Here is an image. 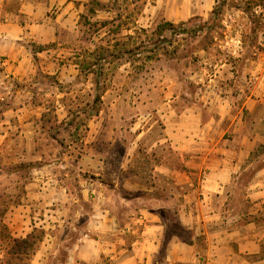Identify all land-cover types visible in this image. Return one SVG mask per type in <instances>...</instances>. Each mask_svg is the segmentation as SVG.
Returning a JSON list of instances; mask_svg holds the SVG:
<instances>
[{"label": "crops", "instance_id": "1", "mask_svg": "<svg viewBox=\"0 0 264 264\" xmlns=\"http://www.w3.org/2000/svg\"><path fill=\"white\" fill-rule=\"evenodd\" d=\"M89 1L0 0V192L20 184L28 193L27 204L11 206L7 222L13 238L26 239L35 229H46L45 223L55 226L47 217L38 223L31 208L35 201L42 208L56 204L58 194L67 192L64 178L69 175L60 168L66 169L64 160L73 152L48 155L41 150L46 142L65 143L83 148L79 157L83 170L90 171L91 164L96 176L83 189L98 191L95 215L87 220L92 236L78 240L72 264H101L107 258L110 264H264V155L257 154L264 145L257 129L263 122L264 88L245 87L238 81L211 93L200 90L182 105L179 95L172 98L164 91L166 98L157 112L174 159L156 166L154 174L168 178L173 201L159 198L155 208H175L176 224L188 232L171 234L166 242L161 211L146 205L142 215L121 219L113 201L121 184L135 188L128 173L110 171L118 142L127 144L126 164L134 156V135L125 141L119 137L123 106L101 105L82 137H76L77 128L72 126L85 110L72 108L68 103L72 91L65 86L94 76L82 73V56L76 50L79 19L87 13ZM49 113L67 134L49 135ZM103 144L112 151L100 148ZM49 158L47 166L39 164ZM21 164H33L25 178L17 175ZM38 248L35 262L46 255L43 244Z\"/></svg>", "mask_w": 264, "mask_h": 264}, {"label": "rangeland", "instance_id": "2", "mask_svg": "<svg viewBox=\"0 0 264 264\" xmlns=\"http://www.w3.org/2000/svg\"><path fill=\"white\" fill-rule=\"evenodd\" d=\"M102 21L109 24L95 25ZM79 23L81 31L76 38V50L82 56V73L93 62L97 64L91 69L95 74L90 81L80 80L65 86L72 91L68 98L72 108L85 110L73 119L76 137L88 134L90 116L101 105L117 102L123 106L119 113V137L125 141L134 135V156L126 164L127 144L118 142L113 146L115 159L110 171L128 173L135 188L130 190V186L121 184L116 190L113 201L118 215L121 219L131 214L140 216L149 205L150 210L161 211L165 217L166 242L174 233L186 236L188 232L176 224L175 208H155L159 198L173 201V188L168 178L155 176L154 169L174 159L173 147L164 140L166 126L159 120L157 110L166 98L164 91L172 98L179 95L182 105L189 103L190 95L195 97L200 90L211 93L215 87L234 86L238 81L245 87L264 88V0H119L115 11H99L87 19L80 17ZM49 99L52 104L53 98ZM89 105L93 107L88 108ZM262 118V126L257 129L264 136V110ZM131 119L135 124L133 132ZM46 122L49 135L64 132L51 113ZM100 148L109 152L113 149L108 144ZM41 150L47 154H59L62 150L73 152L72 157L64 160L66 169L60 168L69 175L64 178L67 192L58 194L56 204L42 208L35 201L37 205L31 208L38 223L47 217L55 225L45 223L43 242L36 247L41 248L43 244L46 255L43 261L35 262L36 250L18 259L10 253L12 245L7 238L13 236L7 219L11 206L28 203L27 191L22 185L13 184L9 186L11 190L0 192V264H72L76 262L73 253L78 240L86 234L92 236L87 230V220L95 215L98 191L94 187L89 191L83 189L86 181L94 182L96 177L91 164L90 171L83 170L79 160L83 148L46 142ZM257 154L264 155V145ZM50 160L39 164L47 166ZM21 165L16 168L17 175L25 178L33 164ZM6 169L14 172L12 166ZM10 179L15 182L16 176ZM52 214L57 219L48 218ZM164 259L161 255L160 261ZM109 260L103 259L101 264H110Z\"/></svg>", "mask_w": 264, "mask_h": 264}, {"label": "trees", "instance_id": "3", "mask_svg": "<svg viewBox=\"0 0 264 264\" xmlns=\"http://www.w3.org/2000/svg\"><path fill=\"white\" fill-rule=\"evenodd\" d=\"M119 0H110L108 2H102L100 0H90L88 2L87 6V13L83 14L81 18H86L88 15L95 16L99 11H109L113 12L117 9V3ZM124 2L127 0H123ZM136 1H145V0H136ZM119 17V15H118ZM100 25L101 27H106L109 24V21H102L95 23V25ZM97 63L93 62V66H96ZM88 68L86 73L95 74V71H92V67ZM83 72V71H82ZM97 102V99L95 100ZM22 166V165H21ZM20 166V167H21ZM44 238V232L41 230L35 229L31 235H29L26 239H14L13 237L9 236L7 239L11 246V252L13 256H15L17 259L22 255H29L30 251L37 250V245L40 244V242L43 241Z\"/></svg>", "mask_w": 264, "mask_h": 264}]
</instances>
